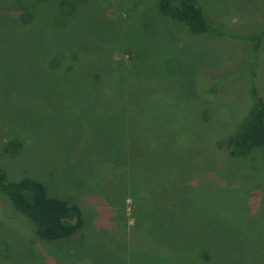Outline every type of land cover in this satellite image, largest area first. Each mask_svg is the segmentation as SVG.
I'll return each mask as SVG.
<instances>
[{"label": "rangeland", "instance_id": "rangeland-1", "mask_svg": "<svg viewBox=\"0 0 264 264\" xmlns=\"http://www.w3.org/2000/svg\"><path fill=\"white\" fill-rule=\"evenodd\" d=\"M197 1L220 37L191 34L157 0H0V143L24 145L0 166L86 213L80 233L50 243L0 200V264H142L136 186L154 179L165 214L189 202L149 264H264V148L236 160L225 146L254 73L264 96V48L257 60L232 38L264 7Z\"/></svg>", "mask_w": 264, "mask_h": 264}, {"label": "trees", "instance_id": "trees-1", "mask_svg": "<svg viewBox=\"0 0 264 264\" xmlns=\"http://www.w3.org/2000/svg\"><path fill=\"white\" fill-rule=\"evenodd\" d=\"M260 3L259 9L263 10L264 0H260ZM154 7L169 21L186 26L193 35L210 34L218 37L222 35V32L213 26L220 21L214 19L212 24H209L197 0H157ZM232 38L246 44L243 45L251 50L253 57L258 60L264 48V16L252 32ZM256 80H258L257 73H254L245 112L239 124L237 123L225 138V146L232 159L247 160L255 151L264 148V96ZM218 87L219 85H213L209 90L212 96L216 95ZM22 147H24L23 142L19 139L1 142L0 156L10 160L15 159ZM157 185L163 187L155 179L147 189L136 186V258H139L142 264H149L151 261L146 256L154 251V245L159 247L163 245L155 241L161 240L169 245L174 243V235L178 228L177 211L183 214L185 204L189 202L181 196L174 198L171 210L165 214L166 212L161 210L165 198L162 192L167 189L159 187L156 189ZM168 193L169 191L166 192ZM180 199H183V203ZM0 200L10 210L11 217L25 222L42 241L53 243L67 240L80 233L86 225L85 210L74 200L66 196L50 198L46 186L41 181L34 178L14 180L2 166H0ZM147 239H150L148 249ZM150 258L154 260L153 255ZM166 260L163 257L160 262L165 263Z\"/></svg>", "mask_w": 264, "mask_h": 264}]
</instances>
